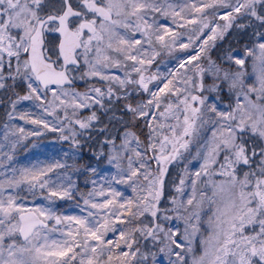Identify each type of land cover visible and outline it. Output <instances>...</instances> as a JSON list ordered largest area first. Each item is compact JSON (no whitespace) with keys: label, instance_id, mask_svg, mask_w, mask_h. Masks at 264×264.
I'll return each instance as SVG.
<instances>
[{"label":"snow or ice","instance_id":"snow-or-ice-1","mask_svg":"<svg viewBox=\"0 0 264 264\" xmlns=\"http://www.w3.org/2000/svg\"><path fill=\"white\" fill-rule=\"evenodd\" d=\"M0 264H264V0H0Z\"/></svg>","mask_w":264,"mask_h":264}]
</instances>
